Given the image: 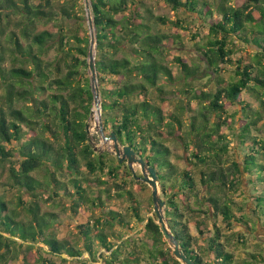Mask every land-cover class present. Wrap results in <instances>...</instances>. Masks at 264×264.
<instances>
[{
    "label": "trees",
    "instance_id": "obj_1",
    "mask_svg": "<svg viewBox=\"0 0 264 264\" xmlns=\"http://www.w3.org/2000/svg\"><path fill=\"white\" fill-rule=\"evenodd\" d=\"M90 1L105 133L114 132L158 172L166 218L184 253L209 264L187 222L190 213L203 214L214 231L205 220L195 224L210 264H234L217 221L227 228L264 229V0H158L196 14L209 29L196 46L194 64L174 57L177 73L168 55L183 46L180 20L155 14L145 0ZM236 42L256 51L241 57L226 79ZM89 44L84 0H0V168L8 174L7 185L20 192L15 207L0 192V264H16L20 256L22 264H180L164 249L152 218L141 239L116 231L130 222L107 204L126 200L142 224L134 186L140 191L148 185L134 179L126 162L90 143L87 126L95 107ZM170 101L176 102L173 110L166 108ZM172 137L189 153L191 167L182 173L165 143ZM232 142L239 151L234 155ZM229 157L232 172L225 165ZM244 179L256 221L238 216L225 197L226 189L238 192ZM42 198L70 200L83 249L57 237V217L42 212ZM84 253L89 257L82 259Z\"/></svg>",
    "mask_w": 264,
    "mask_h": 264
},
{
    "label": "rangeland",
    "instance_id": "obj_2",
    "mask_svg": "<svg viewBox=\"0 0 264 264\" xmlns=\"http://www.w3.org/2000/svg\"><path fill=\"white\" fill-rule=\"evenodd\" d=\"M145 4L148 5L153 9L155 14L162 15L167 17L170 21L177 22V20H180L182 23V27L179 29L180 35H182V44L179 49L180 50H174L171 51L168 55V65L173 69L175 73H177V67L174 63V57L175 56H182L183 58L187 59L190 64H194V61L197 60V54L199 53L196 50V46L203 44L207 37L209 36V29L208 27L199 19V17L196 14L188 13L183 11H174L169 6H167L162 1L158 0H145ZM52 25L49 26L51 28ZM172 25H169L167 28L171 31H176L174 28H171ZM43 28H46V26H43ZM166 29V31H168ZM237 44V52L234 56V65L232 67L230 66L227 72L224 73V76L226 79H229L230 76H232L233 72L232 69L237 65V61L241 59V57H246L248 54L253 55L256 51L255 48L249 47L247 49H244V46L240 44V42H236ZM54 56V53L51 54V57ZM200 65L203 67L204 64L200 63ZM200 84V83H199ZM199 84L197 86L199 87ZM2 94V90H0V95ZM175 101H170L166 108L168 110H173L176 106ZM256 106V105H255ZM198 108V105L196 102H194L191 105V113L194 115L196 113V110ZM95 116L93 120H91V117L88 121V125H90L89 128V137H90V143L95 147V150L97 152H110L114 156H116L111 149H108L107 151L104 150V144L102 141V138L99 134V110L95 107ZM233 113V109L231 110ZM183 121L185 126L189 123V118L187 119V116H183ZM25 131L27 129L24 128ZM187 130V127H183V131ZM221 132L226 133V130L224 127L221 129ZM49 137L50 135L47 134ZM166 145L171 150V156L170 159L173 164H175L179 172L182 173L185 170H189L191 165L189 161V153L185 149L184 142L182 140H177L174 137L168 138L165 140ZM230 149L232 151V154L234 155L236 153H239L238 148L235 146V144L232 142L230 144ZM20 156H17V159H20ZM226 156L223 157L224 160H226ZM230 158V157H229ZM233 157L230 158V160L226 161V167H228V170L232 172V166L231 160ZM234 160V159H233ZM237 160V158H236ZM135 169L137 171V175H141V169L139 166H135ZM8 174L3 171L2 168H0V192L3 194L7 201L9 202L10 206H16L18 203V197L20 196V192L17 189H12L10 186L7 185L8 181ZM197 181L198 184H201L198 177ZM61 180H67L66 177L60 176ZM244 184H241L240 189L238 192H235L233 190L226 189L225 190V197L231 199V207L233 211L238 215H246L247 218L253 221H256V218H254L252 214L253 210V204L248 199L249 193H250V187L248 186V183L246 179L243 181ZM139 188L134 186V190L137 194L138 200L141 203L140 207V217L146 220L144 223L141 224L139 221L135 218L134 212L131 210V207L129 203L125 201L120 200H113L112 202H109L107 204V207L109 209H113L115 211H118L122 213L126 219L130 222L129 228L119 229L117 228L116 231L122 233L125 237H132L136 236L137 238H143V228L145 226V223L148 221L149 218H152V215L154 214V204L152 200V193L151 188L147 186V188H144L143 190L138 191ZM52 193V191H48ZM162 194V198L167 201L165 198V195ZM223 195V194H222ZM24 199L29 200L27 195L22 196ZM42 202V212L45 213H53L56 215V222H55V233L57 237L60 240H66L71 245L75 246L77 249H83V244L81 242L79 232H78V224L80 221L74 217V214L71 213V202L70 200H67L65 198H54L53 201L47 202L44 198ZM249 202V204H248ZM167 203V202H166ZM238 206H242L244 208L243 211L238 210ZM193 209L198 210L199 207L196 205H193ZM99 209L95 215L99 213ZM188 218V225L190 234L195 238L194 244L196 247L197 252L203 257L204 261L206 263L210 264L211 257L209 255L208 246L205 241V239L200 235L198 229L196 228V221H206V225L210 228L211 231H214L213 222L211 220H207L206 215L200 214L195 215L193 213H190ZM85 222V219H83ZM217 224L222 227L223 233H224V241L226 243L227 248L230 252L234 255V264H264V229H262L260 226L257 227V230L253 232L251 227H254L250 225L244 226V225H237L235 224L231 228H227L225 223H223L220 219L217 221ZM141 232V234H139ZM163 241L166 242L163 238ZM168 245V243H167ZM165 246L164 249L168 251V246ZM39 246H42V244H39ZM170 248V247H169ZM96 250H99L100 253L105 252V250L100 249V246L97 245ZM171 249V248H170ZM172 250V249H171ZM109 255V253H107ZM255 256V257H254ZM22 257L20 256V260L16 264H22ZM89 254L84 253L83 258H88ZM254 257V258H253ZM72 260V259H71ZM149 264H154L150 260ZM95 264H103L102 260H100L98 263ZM142 264H148L147 261H143Z\"/></svg>",
    "mask_w": 264,
    "mask_h": 264
},
{
    "label": "water",
    "instance_id": "obj_3",
    "mask_svg": "<svg viewBox=\"0 0 264 264\" xmlns=\"http://www.w3.org/2000/svg\"><path fill=\"white\" fill-rule=\"evenodd\" d=\"M87 20L90 31V44L88 52V68L90 74V81L92 86V91L94 94V107L98 108L99 112V134L102 138L104 144V150L107 151L111 149L112 152L118 157L120 163L126 162L134 179L137 182L147 184L151 188L152 200L154 204V214L152 219L155 224L159 227L160 232L166 243L172 249V254L175 259L180 264H198L192 259H190L182 250L179 241L173 234L168 220L166 218V201L162 198V187L158 172L153 168L149 167L144 159L138 157L133 149L129 146H122L114 132L107 135L104 130V125L101 119V91L98 82V73L96 69V33L91 9V1L84 0ZM91 120H93V110L91 112ZM90 125L87 126V131L89 133ZM139 166L141 169V175H137L135 166ZM64 258L67 256L62 255Z\"/></svg>",
    "mask_w": 264,
    "mask_h": 264
},
{
    "label": "bare ground",
    "instance_id": "obj_4",
    "mask_svg": "<svg viewBox=\"0 0 264 264\" xmlns=\"http://www.w3.org/2000/svg\"><path fill=\"white\" fill-rule=\"evenodd\" d=\"M98 109V108H97ZM94 116H95V111H93V118H94Z\"/></svg>",
    "mask_w": 264,
    "mask_h": 264
}]
</instances>
